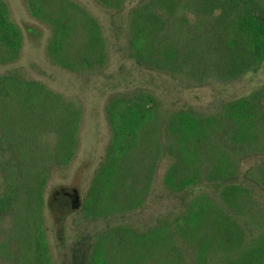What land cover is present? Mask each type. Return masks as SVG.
<instances>
[{"label": "trees", "instance_id": "1", "mask_svg": "<svg viewBox=\"0 0 264 264\" xmlns=\"http://www.w3.org/2000/svg\"><path fill=\"white\" fill-rule=\"evenodd\" d=\"M91 1L110 13L139 67L204 85L264 61V0H138L127 11V0ZM24 5L49 32L48 61L81 76L105 70L109 44L90 10L76 0ZM22 41L0 0V64L18 60ZM159 105L153 92L140 88L109 96V139L84 195L58 184L46 196L52 169L66 168L76 155L82 104L19 69L1 73L0 225L9 215L12 221L0 254L11 248L18 256L14 232L22 230L30 264H52L45 208L62 219L79 210L89 222L131 213L147 203L162 157L166 193L207 191L150 226L101 227L87 264H264V105L255 94L212 114L190 108L164 114ZM242 164L251 186L236 181Z\"/></svg>", "mask_w": 264, "mask_h": 264}, {"label": "rangeland", "instance_id": "2", "mask_svg": "<svg viewBox=\"0 0 264 264\" xmlns=\"http://www.w3.org/2000/svg\"><path fill=\"white\" fill-rule=\"evenodd\" d=\"M12 20L23 32L20 57L13 63L0 64V74L19 69L32 80L41 81L51 90L79 100L83 107L78 131L75 157L66 168H53V176L46 189V196L54 185H64L82 197L90 179L104 155L109 139L104 106L109 96L134 89L151 91L157 97L164 114L179 108H190L196 113L212 114L228 101L255 94L264 105V61L229 81H212L200 85L180 81L176 77L151 71L135 64L126 54V38L115 27L110 13L95 6L91 0H76L85 6L99 21L110 49V60L105 70L94 76H81L62 69L47 60L44 52L48 30L28 13L24 0H5ZM138 0H127L125 11ZM164 157V156H163ZM168 160L158 161L153 186L147 203L137 210L98 222L85 221L79 210L62 219L45 208V233L52 264H87L93 236L106 224L125 223L138 227L152 225L158 218L172 210L183 208L201 187L168 194L162 188V178ZM246 164L239 168L236 181L251 186L245 177ZM66 189V188H65ZM70 191V192H71ZM20 215L21 212L19 213ZM12 216L3 218L0 225V242L6 237ZM64 226V229L63 227ZM63 229V231H62ZM14 235L18 256L9 249L7 256L0 254V264H30L32 248L27 235L17 230ZM28 237V236H27ZM8 250V249H6ZM16 257V258H15Z\"/></svg>", "mask_w": 264, "mask_h": 264}]
</instances>
